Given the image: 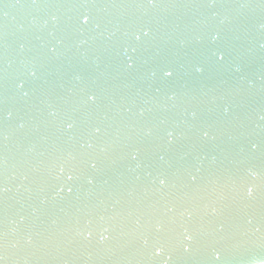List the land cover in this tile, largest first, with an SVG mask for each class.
I'll return each mask as SVG.
<instances>
[{
    "label": "water",
    "instance_id": "95a60500",
    "mask_svg": "<svg viewBox=\"0 0 264 264\" xmlns=\"http://www.w3.org/2000/svg\"><path fill=\"white\" fill-rule=\"evenodd\" d=\"M261 260L264 0H0V264Z\"/></svg>",
    "mask_w": 264,
    "mask_h": 264
},
{
    "label": "snow or ice",
    "instance_id": "6c2138e0",
    "mask_svg": "<svg viewBox=\"0 0 264 264\" xmlns=\"http://www.w3.org/2000/svg\"><path fill=\"white\" fill-rule=\"evenodd\" d=\"M83 22H84V23H87V22H88V18H87V17H83ZM136 38L139 39V36H137ZM220 59L222 60V59H223V56H221ZM165 75H167V76H171L172 73H171L170 71H168V72L165 73ZM21 86H22V85H21ZM69 127H71V125H69ZM254 147H255V145H254ZM94 166H95V165H93V167H94ZM64 175H65L64 167L61 165V166H60V176H58L57 178L59 179L60 177H63ZM66 179H67L68 181H71V180L73 179V177H72V175H67V176H66ZM161 183H163V181H161ZM71 190H72V189L69 187V188H68V191L71 192ZM247 192H248V194L251 195V194L254 192V188H253V187H249V188L247 189ZM260 264H264V260H261V261H260Z\"/></svg>",
    "mask_w": 264,
    "mask_h": 264
}]
</instances>
